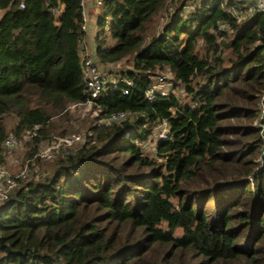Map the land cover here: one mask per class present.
Returning a JSON list of instances; mask_svg holds the SVG:
<instances>
[{
	"label": "trees",
	"instance_id": "16d2710c",
	"mask_svg": "<svg viewBox=\"0 0 264 264\" xmlns=\"http://www.w3.org/2000/svg\"><path fill=\"white\" fill-rule=\"evenodd\" d=\"M247 7L101 0L88 49L81 0H0V146L14 135L32 171L0 204V264H264V14ZM86 50L129 67L89 104L92 135L42 160L87 101ZM165 69L184 98L146 99Z\"/></svg>",
	"mask_w": 264,
	"mask_h": 264
},
{
	"label": "built area",
	"instance_id": "2783aa9c",
	"mask_svg": "<svg viewBox=\"0 0 264 264\" xmlns=\"http://www.w3.org/2000/svg\"><path fill=\"white\" fill-rule=\"evenodd\" d=\"M226 1V0H224ZM245 2L248 5L246 11L247 13L253 12L255 10L260 11L264 14V0H238ZM101 4V0H94V5L97 8ZM22 6V5H21ZM235 13V11H233ZM81 29L86 30L89 22V15L86 8L85 0H81ZM224 25H220V29H223ZM84 44V41L83 43ZM82 72L84 78L85 93L87 95V101L83 103H73L69 107L73 108L75 106H85L89 105L95 99H97L105 90V85L107 81H112L115 76L105 75L103 70H101L98 63L93 59L89 52L86 50L83 52L82 59ZM116 79H114L115 81ZM127 86L132 84V80L124 79ZM178 81L174 79L173 74L168 71L167 73H157L152 76V81L147 86L145 90V97L148 100H154L157 97H166L171 92H174L178 88ZM182 89V88H180ZM124 93H128V88L124 89ZM125 113L120 111L112 113L110 115L111 120H122L125 117ZM38 126H35L32 130H28L26 134H34V130ZM92 132L89 130L86 133L80 134L77 132L64 133L62 135L53 136L45 145L43 149H40L37 156L42 159H51L54 155L60 151L66 152L68 149L73 147L75 144L83 141L85 137L91 136ZM169 136V126L166 120L159 122L154 130L153 139L155 142L165 139ZM17 139L14 135H9L0 146L9 148L17 145ZM152 152L156 153L155 145L152 146ZM29 164H27L19 170L16 174H11L0 164V204L5 201L10 192L14 190L18 184L19 179L26 178L29 173Z\"/></svg>",
	"mask_w": 264,
	"mask_h": 264
},
{
	"label": "rangeland",
	"instance_id": "374dc122",
	"mask_svg": "<svg viewBox=\"0 0 264 264\" xmlns=\"http://www.w3.org/2000/svg\"><path fill=\"white\" fill-rule=\"evenodd\" d=\"M2 12L3 10L0 9V14ZM108 40L110 44L113 42L109 34H108ZM227 41L228 40L226 38L221 39L223 47H225V44L227 43ZM128 67H129L128 63L125 60H123L121 62L109 65L108 69L111 70L110 73L112 76H114L116 71L118 72ZM168 71L169 69H165L162 73H167ZM104 74L109 76V74H107L106 71L104 72ZM180 88H182V86H179L178 88L175 89L176 94L181 99H183L184 95L182 94V89ZM67 109L69 112L67 124L70 125L69 128L72 130L69 132H77V133L83 134L84 131L90 125L91 119L93 118V116H95V112L91 111V107L89 105L75 106L73 108L68 107ZM69 132L67 131L65 133H69ZM46 143L42 144L41 149L45 147ZM152 144L153 143L151 141L143 145L145 152H149V148ZM24 152H25V149L22 146V143H17V145L13 147L6 148L5 150H3L4 157H3V163L1 165L11 174L18 173L19 170L27 164V160L24 159V154H25ZM28 167H29V174H32V171L30 170V166Z\"/></svg>",
	"mask_w": 264,
	"mask_h": 264
},
{
	"label": "crops",
	"instance_id": "0c3cea01",
	"mask_svg": "<svg viewBox=\"0 0 264 264\" xmlns=\"http://www.w3.org/2000/svg\"><path fill=\"white\" fill-rule=\"evenodd\" d=\"M85 4H86V8L88 11V15H89V30L87 33V42H86V48L91 49L92 48V36H93V32H94V26H93V20L95 18L96 15V7L94 5V0H85ZM2 14V13H1ZM0 14V15H1Z\"/></svg>",
	"mask_w": 264,
	"mask_h": 264
}]
</instances>
